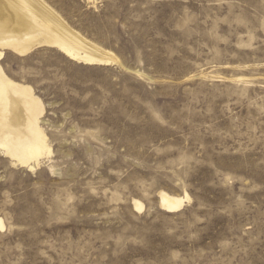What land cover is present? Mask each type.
I'll return each instance as SVG.
<instances>
[{"label":"rangeland","instance_id":"374dc122","mask_svg":"<svg viewBox=\"0 0 264 264\" xmlns=\"http://www.w3.org/2000/svg\"><path fill=\"white\" fill-rule=\"evenodd\" d=\"M44 1L116 62L4 51L52 155L0 152V264H264V0Z\"/></svg>","mask_w":264,"mask_h":264},{"label":"bare ground","instance_id":"6f19581e","mask_svg":"<svg viewBox=\"0 0 264 264\" xmlns=\"http://www.w3.org/2000/svg\"><path fill=\"white\" fill-rule=\"evenodd\" d=\"M42 46L57 48L67 58L85 65H110L115 59L73 30L44 0H0V62L4 51L26 56ZM44 105L29 85L9 78L0 63V152L15 166L35 170L52 155L41 127ZM159 206L167 213L183 209L190 200L165 191ZM136 210L144 205L133 201ZM0 220V228L4 229Z\"/></svg>","mask_w":264,"mask_h":264}]
</instances>
